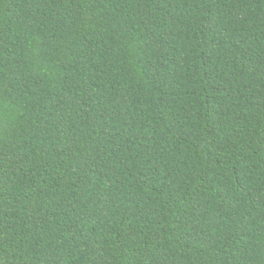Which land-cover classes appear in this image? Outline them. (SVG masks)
I'll return each mask as SVG.
<instances>
[{
  "label": "trees",
  "instance_id": "trees-1",
  "mask_svg": "<svg viewBox=\"0 0 264 264\" xmlns=\"http://www.w3.org/2000/svg\"><path fill=\"white\" fill-rule=\"evenodd\" d=\"M0 264H264V0H0Z\"/></svg>",
  "mask_w": 264,
  "mask_h": 264
}]
</instances>
